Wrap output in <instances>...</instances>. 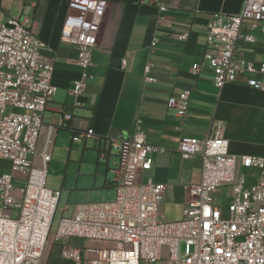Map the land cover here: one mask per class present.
I'll return each mask as SVG.
<instances>
[{
	"label": "built area",
	"instance_id": "built-area-1",
	"mask_svg": "<svg viewBox=\"0 0 264 264\" xmlns=\"http://www.w3.org/2000/svg\"><path fill=\"white\" fill-rule=\"evenodd\" d=\"M67 8L60 39L77 52L80 76L69 94L78 107L107 2L69 0ZM158 11L162 21L167 8ZM256 33L264 35V0H243L238 14L215 13L208 20L203 59L218 90L241 84L264 91V62L247 61L237 46L240 40L255 44ZM186 38L182 34L177 40ZM155 44L154 40L151 46ZM45 48L32 33L30 19L0 17V164H8L0 167V264H40L49 242L71 239L111 246L89 249L92 257H88V249L65 245L62 257L73 264H264V159L229 155L228 142L219 132L179 139L181 159L201 160L200 180L187 189L190 201L180 221L166 223L159 214L164 186L141 181L140 174L152 169L153 155L162 150L136 132L129 139L110 141L118 158L110 169L113 200L73 207L51 233L61 192L46 187L52 127L38 149L43 114L56 91L53 63L41 54ZM198 71L196 67L192 72ZM189 96L186 89L166 102L181 121L187 116ZM63 119L70 122L72 115L64 113ZM92 138L97 137L87 129L74 134L72 141ZM240 167L256 171L258 182L248 184L238 175ZM222 187H230L231 195L226 204L217 206L213 193ZM67 210L65 206L63 212Z\"/></svg>",
	"mask_w": 264,
	"mask_h": 264
},
{
	"label": "crops",
	"instance_id": "crops-1",
	"mask_svg": "<svg viewBox=\"0 0 264 264\" xmlns=\"http://www.w3.org/2000/svg\"><path fill=\"white\" fill-rule=\"evenodd\" d=\"M105 1L107 9L92 66L87 70L89 77L78 98L80 106L75 107L69 91L80 76L75 64L77 52L60 39L69 0H0V17L30 19L32 33L46 45L42 56L53 63L52 84L56 91L43 114L44 130L38 149L43 146L48 127L53 128L51 153L60 136L71 137V145L83 146L82 159L86 148L92 150L90 160L82 161L81 167L86 163L98 175L102 161H106L104 185L114 190L110 169L118 158L110 141L141 133L149 144L162 150L153 155L152 169L142 172L141 180L164 186L159 214L163 219L166 207L173 209L177 216L169 223L178 222L190 201L187 189L199 182L201 174L200 158L183 160L178 154L181 137L201 139L219 132L228 142L229 155L264 159V91L241 84H228L218 90L203 59L208 20L215 13L238 14L243 0ZM161 6L167 11L159 21ZM182 34L187 38L181 42L177 37ZM255 38L253 45L240 40L237 46L247 61L257 65L264 62V35L256 33ZM196 67L199 71L194 75ZM145 77L154 82H145ZM186 89H190L188 110L181 121L167 109L166 102L178 98ZM64 113L72 115L70 122L64 121ZM87 129H92L97 138L82 143L72 141L74 134ZM238 175L245 177L248 184L258 182V174L252 169L240 167ZM215 195L219 203L214 202ZM230 195V187L219 188L213 193V202L223 206ZM79 242H49L40 264H73L62 257L65 245L88 249L87 256L92 257L88 252L91 248L80 247ZM96 245L98 249L111 247L107 243Z\"/></svg>",
	"mask_w": 264,
	"mask_h": 264
},
{
	"label": "rangeland",
	"instance_id": "rangeland-1",
	"mask_svg": "<svg viewBox=\"0 0 264 264\" xmlns=\"http://www.w3.org/2000/svg\"><path fill=\"white\" fill-rule=\"evenodd\" d=\"M71 137L60 136L52 154V161L48 166L47 176H46V187L51 190H59L62 192V197L58 203V207L53 219V224L51 228V233H54L59 220L62 217H69L72 214L73 207L80 204L89 203H101L109 202L114 198V190L112 188L106 187L104 184L105 178V162L102 161V170L98 172V175L94 173V170L90 165H85L81 167L82 161L90 160L89 148L84 151L86 155L82 159L83 146L79 144L71 145ZM88 152V153H87ZM89 162V161H88ZM89 164V163H88ZM7 163L2 162L0 167L6 168ZM97 177V182L94 183ZM110 178V175L107 176ZM143 183L146 182L145 179L141 180ZM21 184H16L20 186ZM215 203H219L218 195L214 196ZM225 198V197H224ZM227 201H224L226 204ZM223 204V205H224ZM65 206H68V210L63 212ZM221 206V205H217ZM173 209H168L163 215V221L166 223L171 222L176 217V212ZM175 215V216H174ZM79 242L80 247H87L91 249H98V242L82 241ZM163 258L166 254V249H162ZM155 264H161V262H156Z\"/></svg>",
	"mask_w": 264,
	"mask_h": 264
}]
</instances>
